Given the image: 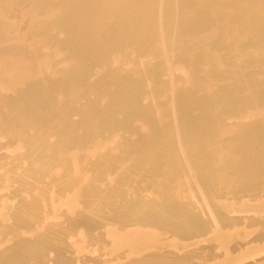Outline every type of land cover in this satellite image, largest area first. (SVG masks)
<instances>
[{"label": "bare ground", "instance_id": "1", "mask_svg": "<svg viewBox=\"0 0 264 264\" xmlns=\"http://www.w3.org/2000/svg\"><path fill=\"white\" fill-rule=\"evenodd\" d=\"M261 193L264 0H0V264H264Z\"/></svg>", "mask_w": 264, "mask_h": 264}, {"label": "rangeland", "instance_id": "2", "mask_svg": "<svg viewBox=\"0 0 264 264\" xmlns=\"http://www.w3.org/2000/svg\"><path fill=\"white\" fill-rule=\"evenodd\" d=\"M192 69H193V68H192ZM163 107H164V106H163ZM24 158H25V157H23L22 160H24ZM115 168H117L116 170H119V169H120V167H118V166H115ZM153 177H154V176H153ZM158 178L161 179V177H159V176L157 177V179H158ZM193 190H194V189H193ZM194 193H195V192H194ZM12 195H13V194H12ZM194 195H195V194H194ZM257 197H258V199L255 198V199H249V200H248V197H245L246 199H245L244 197L239 198V199H236V204H237V205H238L239 203H240V204L238 205V207H237L236 204H234L233 207H234L235 209H236V208H241V207L243 206V203H245V204H247V205H250V206H255V204H256V205H260V206H261V205H264V194L261 193V195H260V196H257ZM242 199H243L244 201H243ZM261 199H262V201H260ZM241 200H242L243 202H242ZM252 200H253V201H252ZM256 200H257V201H256ZM240 201H241V202H240ZM259 202H260V203H259ZM241 204H242V206L240 207ZM235 206H236V207H235ZM255 210H256V209H255ZM259 210H260V209H259ZM259 210H258V211H259ZM263 211H264V209H263ZM263 211H261V212L259 211V214H258V215L261 216L260 214H264ZM262 216H264V215H262ZM262 216H261V217H262ZM248 217L251 218L252 216H251V215H250V216H245V215H243V218H242L244 221L246 220V221H245V225H244V228H245L244 230L247 229L246 231H248V233H251V229L253 230V227H255V225H254V223L248 225V220H249ZM257 223H258V222H257ZM247 225H248V226H247ZM239 227H240V226H239ZM239 227H238V228H235V229H231L232 233L234 234L235 232L239 231V229H241V227H240V228H239ZM242 227H243V226H242ZM248 227L250 228V230H249ZM242 229H243V228H242ZM233 230H234V231H233ZM231 231L229 230V231H226L227 233H226V232H225V233H226L227 235H229V232H230V234H232ZM252 235H253V236H252ZM252 235H251V238L249 237L248 240H247L248 243L250 242L249 244H251V245H256V244H257V245L259 246L260 243H261L262 241L264 242V234H262L261 237H259V236L256 237V235H254V234H252ZM255 237H256V238H255ZM259 238H260V239L262 238L263 240H262V239L259 240ZM260 241H261V242H260ZM255 242H257V243H255ZM257 245H256V246H257ZM233 255H234V254H233Z\"/></svg>", "mask_w": 264, "mask_h": 264}]
</instances>
